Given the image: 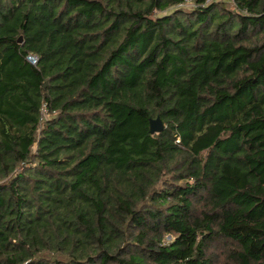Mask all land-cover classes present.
<instances>
[{
  "label": "trees",
  "instance_id": "16d2710c",
  "mask_svg": "<svg viewBox=\"0 0 264 264\" xmlns=\"http://www.w3.org/2000/svg\"><path fill=\"white\" fill-rule=\"evenodd\" d=\"M233 2L0 0V264H264V0Z\"/></svg>",
  "mask_w": 264,
  "mask_h": 264
},
{
  "label": "water",
  "instance_id": "95a60500",
  "mask_svg": "<svg viewBox=\"0 0 264 264\" xmlns=\"http://www.w3.org/2000/svg\"><path fill=\"white\" fill-rule=\"evenodd\" d=\"M164 125L159 118L149 120L148 130L151 135H156L162 132Z\"/></svg>",
  "mask_w": 264,
  "mask_h": 264
},
{
  "label": "built area",
  "instance_id": "2783aa9c",
  "mask_svg": "<svg viewBox=\"0 0 264 264\" xmlns=\"http://www.w3.org/2000/svg\"><path fill=\"white\" fill-rule=\"evenodd\" d=\"M211 1H215V0H209V2ZM26 61L32 66L37 65V58L35 56H32V55L27 56ZM46 113L47 112H46L45 106H43L42 111H41V115L43 118L46 117Z\"/></svg>",
  "mask_w": 264,
  "mask_h": 264
},
{
  "label": "rangeland",
  "instance_id": "374dc122",
  "mask_svg": "<svg viewBox=\"0 0 264 264\" xmlns=\"http://www.w3.org/2000/svg\"><path fill=\"white\" fill-rule=\"evenodd\" d=\"M213 2H222L224 4H229V7H232L231 9H235L233 0H215Z\"/></svg>",
  "mask_w": 264,
  "mask_h": 264
}]
</instances>
